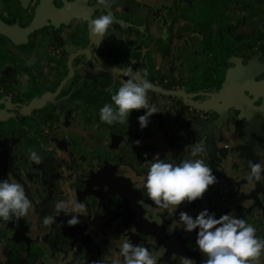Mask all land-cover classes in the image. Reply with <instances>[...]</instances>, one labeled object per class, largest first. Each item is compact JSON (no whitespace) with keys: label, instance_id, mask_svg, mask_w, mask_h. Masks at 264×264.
Instances as JSON below:
<instances>
[{"label":"flooded vegetation","instance_id":"af4514ba","mask_svg":"<svg viewBox=\"0 0 264 264\" xmlns=\"http://www.w3.org/2000/svg\"><path fill=\"white\" fill-rule=\"evenodd\" d=\"M102 12H111L116 21L104 37L89 29L90 20ZM235 65L247 66L250 79L231 71ZM127 67L146 69L147 79L165 90L187 93L218 91L229 69L221 105L226 113L218 129L212 128L217 139L214 160L226 191L209 187V204H202V198L169 214L152 203L144 188L146 160L153 158L145 139L150 123L156 124L172 152L170 158L158 153L165 162L206 161L203 153L191 157L188 143L176 153L174 130L184 110L181 100L149 91V104L155 103L160 112L143 129L137 118L144 109L133 110L127 124L100 122L99 109L128 78ZM240 97L259 107L256 124L248 125L252 114ZM262 112L264 0H109L107 8L97 0H0V180L21 183L32 201L24 222H16L19 227L26 223L25 241L14 243L7 221L0 218V233L7 242L0 249V264H85L89 252L83 242L75 246L79 240L90 242L88 251L102 249L94 256L100 264L117 258L123 264L119 246L125 240L131 243L134 223H147L162 233L163 225L167 235L186 239L185 250H195L196 232L186 233L178 226L179 211L195 216L208 208L217 218L226 213L242 217L244 208L232 199L231 181L249 175L240 154L264 166ZM206 117L207 122L217 118L211 111ZM7 122H12L9 131L4 129ZM102 127L113 134L120 150L116 159L105 162L91 156L101 143H109L101 138ZM29 149L43 157L42 164L29 159ZM100 179L110 182L113 195L103 198ZM248 185L240 187L246 190ZM68 199L85 204L80 223L67 225L73 214L69 210L68 215L61 211L56 223L44 225L45 215L55 217V204ZM63 229L78 234V239L63 234ZM135 242L148 248L157 264H182V254L167 251L151 233L137 232Z\"/></svg>","mask_w":264,"mask_h":264},{"label":"clouds","instance_id":"9594fccd","mask_svg":"<svg viewBox=\"0 0 264 264\" xmlns=\"http://www.w3.org/2000/svg\"><path fill=\"white\" fill-rule=\"evenodd\" d=\"M97 4L107 8L109 0H97ZM114 23L115 17L111 12H102L97 18L90 20L89 29L92 34L104 37ZM28 63L31 65L34 60ZM125 71L128 78L121 81L118 89L111 94V102L99 109L100 122L109 125L127 124L133 110L144 109L145 113L137 118L143 129L147 127L149 118L160 112L155 103L149 104L148 92L153 90L154 85L147 79L146 69L133 70L127 67ZM204 151L203 145L195 144L191 149V157H197ZM29 159L36 165L43 163V157L32 149H29ZM146 163L144 188L147 197L169 214L176 212L185 203L202 199L209 186L217 183L213 169L202 159L188 158L179 164H173L165 162L156 154L151 160H146ZM248 166L250 174L246 179L249 182L264 178V166L252 161H248ZM31 207L32 201L21 183L0 180V218L4 221H19L28 215ZM69 210L73 214L66 223L68 226H76L80 223V215L86 213V206L73 199L57 202L55 217L45 215L43 224L51 226L56 223L55 218L61 211L68 215ZM178 226L186 233L196 232L195 250L204 257L200 264H260V257L264 254V239L256 236V228L230 213L217 218L208 208H203L195 216L181 210ZM119 254L123 257V264H157V259L148 248L127 240L119 246ZM111 264H120V259L112 260ZM182 264H193V261L184 257Z\"/></svg>","mask_w":264,"mask_h":264},{"label":"water","instance_id":"95a60500","mask_svg":"<svg viewBox=\"0 0 264 264\" xmlns=\"http://www.w3.org/2000/svg\"><path fill=\"white\" fill-rule=\"evenodd\" d=\"M116 22V21H115ZM135 30L138 31L137 26L134 27ZM139 32V31H138ZM230 59V58H229ZM229 69L225 71V76H224V82L221 83V87L218 89V91H205V89H199L201 91H197L195 93H187L184 90H165L159 85H154L153 90H155L159 95H164V96H172L176 99L181 100L182 105L184 106V110L179 114V119H180V127L177 126L174 130V133L176 135V153L180 154L179 150L186 144H190V147L192 149V146L195 144H201L204 146L205 151L203 154L206 157L205 163L208 164L212 169L214 175L217 177V183L214 185H211L209 187L213 188L214 190L218 192H225L226 191V184L224 183V177L222 175V172L219 171V165L216 163L214 160L215 158V153H216V146L215 143L217 139L214 138L213 133H212V128L218 129L219 123L224 119L225 116V110L224 107L221 105L224 102L223 98V88H224V83L227 80V74H228ZM234 72H241L243 75L244 80L250 79V76L252 73L248 69L247 66L245 65H240L236 66L231 70ZM205 91V92H204ZM194 96V100L192 101V98ZM240 96V95H239ZM199 100H198V99ZM240 99H243L245 101L246 108L250 112V115L252 114L251 120L248 121V125L252 126L256 124L259 120L257 118L258 112H260V109L258 106H252L251 107L248 103V101L245 100L244 97H240ZM213 100H216L220 102V106L213 105ZM235 107V105H232ZM258 110V111H257ZM213 112L216 115V119L207 122L206 117L207 112ZM256 112V113H252ZM264 113V112H262ZM160 116V114L158 115ZM138 116H135V118ZM12 118V117H11ZM11 120H15L12 118ZM12 122H7L5 123L8 125V128H4L5 130L9 131L11 129V124ZM242 129V128H241ZM11 133V132H10ZM101 138H103L104 142L106 140H109V143L104 147V144H100V150L98 152L93 153L91 156L94 159L97 158H102L103 162L109 161L116 159L118 157V154L120 153L119 147L115 141V138H113L112 133L106 132V130L101 128ZM116 135V134H115ZM240 137L244 138L243 134H240ZM61 140V139H60ZM57 139V141H60ZM222 141H226L225 139ZM117 150V153L115 155H111L109 159L108 155L111 151ZM236 151L239 149H235ZM178 151V152H177ZM88 153V152H86ZM240 157L244 159V167L248 169V172L250 174V168L248 166V161H252L253 159H248L244 155L240 154ZM103 172L105 171V165L102 166ZM101 169V170H102ZM100 173V172H99ZM98 174V173H97ZM262 175H264V172H262ZM93 182V181H88V185ZM98 182H102L104 186V190L100 192L103 195V198L105 196H111L113 195V192L109 190L111 187V184L109 181L106 179H100ZM231 184L235 185V190H234V195L232 197L233 200H236V203H242L240 204L243 208L244 211L242 213V217L240 219L245 220L247 223L252 224L256 228V236L260 239H264V178H262L260 181H255L253 180L252 182H249L247 179L242 180V179H237L234 182L231 181ZM249 184L246 187V190L241 188L240 186H245ZM242 192L244 194H242ZM120 197H122V201L125 205H127V202L125 201V197L123 194L118 193ZM147 199V198H146ZM153 203V202H152ZM99 205V204H98ZM101 205V204H100ZM105 206V205H104ZM24 222L22 218H20L19 222L21 223ZM17 221H7V228L12 230L11 233V239L13 240L14 243L18 242L19 240L25 241L26 239L22 238V235H24V231L26 230V223L23 226L19 227L18 224L16 223ZM135 233L130 234V240L132 244H135L137 241V232L140 234H146L151 233L155 236L156 241H160V243L166 247L167 251H176L177 253H181L183 257H188L191 258L192 261L196 260H202L204 259L203 257L200 256V253L196 250H185L182 247V243L186 239H182L179 237L178 234L176 235H167V233L164 232V226L162 225L161 227L163 228V233L160 232L159 230L149 227V225L146 223V226L144 224H135ZM159 226V225H158ZM63 234H72L70 237L74 239H78L77 235L71 232L65 231V229L61 230ZM172 237H175L176 239H173ZM87 240V239H86ZM80 242L85 243V247H87V253L89 252V257L87 258L85 264H92L95 262V264H100V261H96L94 256L96 254H101L102 249L95 250V251H88L89 250V241L87 240L84 242V240H79L76 241V247L77 245L81 244ZM95 244V243H94ZM200 258V259H198ZM200 263V262H199Z\"/></svg>","mask_w":264,"mask_h":264},{"label":"crops","instance_id":"0c3cea01","mask_svg":"<svg viewBox=\"0 0 264 264\" xmlns=\"http://www.w3.org/2000/svg\"><path fill=\"white\" fill-rule=\"evenodd\" d=\"M152 132V133H151ZM146 149H150L149 153L152 154V156H155L158 153L164 154L165 158H170L172 156V152L168 149V146H166L165 139H163L162 132L157 129L156 124L150 123L148 127V131L146 132ZM206 193L203 195V201L202 204H209L210 202L205 198ZM196 202V201H195ZM189 203V204H194ZM224 205L221 203V206Z\"/></svg>","mask_w":264,"mask_h":264},{"label":"rangeland","instance_id":"374dc122","mask_svg":"<svg viewBox=\"0 0 264 264\" xmlns=\"http://www.w3.org/2000/svg\"><path fill=\"white\" fill-rule=\"evenodd\" d=\"M218 200L220 201V199H218ZM0 237L3 238L4 237V233H0ZM3 247L4 248L7 247V242L5 240V237H4L3 240H0V249H2Z\"/></svg>","mask_w":264,"mask_h":264}]
</instances>
